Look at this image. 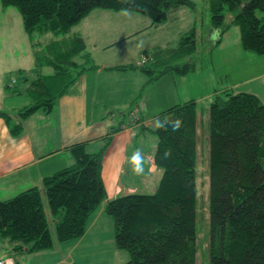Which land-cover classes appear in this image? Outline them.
<instances>
[{
	"label": "trees",
	"instance_id": "obj_1",
	"mask_svg": "<svg viewBox=\"0 0 264 264\" xmlns=\"http://www.w3.org/2000/svg\"><path fill=\"white\" fill-rule=\"evenodd\" d=\"M208 1L211 28L220 37L236 28L241 49L264 56V0ZM0 5L16 10L24 33L42 45L34 51L35 79L18 71L16 80L5 84L14 93L15 81H30L23 107L13 113L0 109V118L14 137L21 135L28 117L49 114L85 71L97 69L89 65L81 38H62L91 11L135 12L156 26L178 8L193 7L190 0H0ZM188 33L174 49L152 53L153 63L146 60L138 66L147 77L138 98L167 72L183 76L203 70L187 59L197 47L194 30ZM51 35L56 39L48 43ZM142 55L147 58L145 51ZM163 57L187 61L159 70ZM214 88L201 141V105L194 99L166 109L159 115L160 124L147 128L156 138L153 161L161 171L151 194L133 192L107 200L101 161L108 136L92 152L86 150L87 142H73L67 147L71 165L44 178L40 188L0 200V251L15 256L18 263L19 254L48 251L56 243L77 239L104 204V215L112 219L115 247L128 255L120 264H196V160L202 147L208 153L207 264H264V104L250 92ZM140 114L133 104L125 114L116 112L117 124L110 133L133 125L143 128Z\"/></svg>",
	"mask_w": 264,
	"mask_h": 264
},
{
	"label": "crops",
	"instance_id": "obj_2",
	"mask_svg": "<svg viewBox=\"0 0 264 264\" xmlns=\"http://www.w3.org/2000/svg\"><path fill=\"white\" fill-rule=\"evenodd\" d=\"M178 10L179 8L170 14H175ZM130 15V12L126 11L112 12L100 9L91 11L62 38L66 41L72 37L81 38L85 45V52L89 54L88 58L91 61H89V65L96 66L97 69L85 71L70 87L67 94L56 102L49 114L37 112L28 117L23 124V130L19 137L12 136L4 120L0 118L1 201L9 199L23 190L32 187L40 188L44 178L71 165V154L67 148L71 143L85 141L87 142L86 150L92 152L103 144L101 140L105 136H108L109 144L104 150L101 161V179L106 191V199L134 192L131 180L137 175V165H141L142 161H144L146 169V172H142V177L148 181V178L152 176L153 185L149 191L155 190L161 173L155 174L158 171L153 161L156 138L147 128L160 124V113L188 99H194L207 109L215 89L214 86L218 81L216 76L203 73V70H197L183 76L167 72L145 88L142 96L138 98L139 90L145 83L143 80L147 79L138 68L143 52L147 53V63H153L155 54L152 53L159 50L163 52L174 42L176 46L180 37L176 38L179 32L173 37H167L166 32L169 30L165 31L163 28V26L167 27V20L156 26L150 20L148 24L136 28L135 20ZM151 28L166 41L165 46L148 44V40L152 36L143 32ZM22 32L25 51H20L19 56L23 63L20 62L22 66L18 71L26 75L25 72L28 69L30 75L26 77L30 78L31 81L36 77L32 67L34 51L41 50L42 45L38 42V38L32 43L33 40L24 31ZM228 32L229 30L220 37L219 32L211 28L208 35L210 47L213 46L215 49L221 46ZM54 39L56 38L51 35L48 37V43ZM142 39H144L143 42H141ZM219 39L220 43L218 44L217 40ZM235 39L237 49L233 55L237 57L232 61V65L238 64V67L233 70L231 66L230 72L228 70L224 72L225 76L219 74L221 87L232 92H250L255 94L264 104V99L261 98V95L263 96L261 93L262 85L258 84L255 79L264 73L257 76L251 74L252 66L259 62L258 58L241 49L239 36ZM0 49L4 54L8 47L1 44ZM92 51H98L99 54L94 56ZM17 57L16 54H13L10 59L17 62ZM0 63V109L4 110V103L9 97V92L5 89L9 67L8 65L5 67L1 55ZM128 65L135 67L132 70L124 71L114 69ZM239 65H241V70ZM235 71H242L246 75V81L243 84L231 80ZM201 74H204L205 77ZM30 81L22 83V89L25 90ZM191 81L198 83L196 95L186 90L185 84H189ZM140 82L144 83L140 85ZM247 82H251L252 85L249 86ZM202 83L206 86L204 90L199 88ZM17 98L23 100L22 104L27 102V97L23 95ZM132 104L141 113L143 128L140 125H133L129 129L110 133L111 128L117 124L116 112L122 111L125 114ZM140 140L146 141L141 143ZM103 205L89 218L85 233L74 241H68L67 245L72 243L73 246H69L70 248L67 246L59 247V249L64 250V253L58 262L64 261V264H73L70 259L72 257L71 252L77 250L78 245L83 240L86 241L90 233L99 230L96 224L104 214ZM99 241L100 239L97 242L98 246H100ZM43 254L50 256L48 258L56 256L49 253H42L41 255ZM115 254H117L118 259L117 262H114L116 264L122 263L123 260L119 261L120 252L116 251ZM0 256L13 257L15 260V256L8 252L0 251ZM16 264L25 263L19 260Z\"/></svg>",
	"mask_w": 264,
	"mask_h": 264
},
{
	"label": "rangeland",
	"instance_id": "obj_3",
	"mask_svg": "<svg viewBox=\"0 0 264 264\" xmlns=\"http://www.w3.org/2000/svg\"><path fill=\"white\" fill-rule=\"evenodd\" d=\"M193 3V7H184L179 8L178 12L175 14H170L168 16V23L167 27L163 28L166 32L167 37H173L178 32L179 34L176 36L181 37L184 33L188 35L190 31L194 30L195 39L197 42L196 50L192 55H190L187 59H191L196 64V67H201L203 69V73L213 75L217 77L218 83L215 86L218 88L221 87L220 79L218 78L219 74L225 76L224 72L228 70L231 71V66L233 70H236L238 64L232 65V61L237 57L233 55L234 51L237 49L236 39L238 38V31L236 28H232L228 33L227 37L224 39L221 46H218L214 49L213 46L210 47L208 43V35L211 30L210 25V12H209V1L208 0H190ZM12 9H2L0 6V45H6L8 50L3 53L2 49H0V55L2 60L4 61L5 67H9L8 75V84L15 79L14 76L17 75L20 65V51L24 52V43L22 42V24L21 19L18 12ZM130 17L135 20V27L141 28L142 26L148 24L150 19L147 16L141 15L139 13L130 12ZM175 15V18H173ZM85 21V20H83ZM146 35L152 36L150 40H148V44L151 46H165L166 41L160 38L157 33L153 30V28L144 31ZM229 37V38H228ZM144 39L141 40L143 42ZM173 42V41H171ZM178 42V41H177ZM168 47L169 49H174V44ZM177 45V44H176ZM111 46V45H110ZM210 47V49H209ZM93 55H98V51H92ZM8 54V55H7ZM13 54H16L17 62L10 59L12 58ZM253 57L258 58V61L254 66H252L251 74L253 76H257L258 74L264 73V57H258L256 55L250 54ZM162 58V57H161ZM164 61L163 64L158 66L159 70L163 69L165 65H175L178 64L179 66L182 63H185L187 59H181L176 57H163ZM75 61H79V58L74 59ZM73 60V61H74ZM240 60V59H239ZM241 62V60H240ZM23 63V62H22ZM1 64V63H0ZM242 65V62H241ZM239 65V69L240 66ZM244 65V64H243ZM25 67V66H24ZM241 70V69H240ZM201 71V70H200ZM26 76H29V70L27 69L25 72ZM203 77L204 74H201ZM257 83L262 85L261 86V93L264 96V74L261 77L255 78ZM146 80V79H145ZM145 80H143L145 82ZM232 81H237L240 83H244L246 81V75L242 73V71H235L233 77L231 78ZM224 81V79H223ZM15 85L16 92H12L8 90L9 97L4 103V111L6 112H16L19 108L23 107L26 103L22 104V99L19 100L18 96H25L26 97V89H22L21 84H18L17 81ZM144 82H140V85ZM197 82L194 83L191 81L185 84L186 90L188 92H193L195 95L197 94L198 90L196 88ZM231 86V83H229ZM249 86L252 85L251 82H247ZM29 85V84H28ZM205 84L202 83L200 85V89H205ZM26 88V87H25ZM6 89V88H5ZM17 91H20L19 93ZM247 92V91H242ZM261 95V98L264 99ZM203 105V104H202ZM6 108V109H5ZM202 108V109H201ZM198 108V115H199V126H198V133H199V140L201 141V135L203 133H207V115H206V107L201 106ZM203 110V111H202ZM146 140L141 141L144 143ZM196 187H197V194H196V228H197V243H198V252L196 257V264H207L206 260V241L208 240V224H207V208H208V153L207 149H203L199 147L197 160H196ZM143 164V165H142ZM141 165H137V175L131 180V185L134 189L135 193L138 194H151L149 188H152L153 185L152 176L148 178V181H145L142 177V172H146L144 161H142ZM158 171L155 174L161 173V171L156 168ZM156 176V175H155ZM97 228L94 233H90L87 237V240H83L81 244L78 245V249L71 252L70 259L73 264H116L114 261L117 262V254L114 238H113V227H112V219L107 216L106 214L102 215L99 218L97 224ZM78 239V238H77ZM98 239H100L99 244L97 245ZM76 239H72L69 241H74ZM60 242L55 244V248L38 252L34 254H26L22 253L17 255V257L25 264H64V261L58 262V259L62 258V254L64 250L59 247H69L73 246V244H68V241ZM62 244V245H61ZM70 248V247H69ZM120 252V260L125 262L128 260V255L125 252ZM42 253H49L56 255L54 257L48 258L50 256ZM37 255H40L39 257ZM125 260V261H124Z\"/></svg>",
	"mask_w": 264,
	"mask_h": 264
},
{
	"label": "built area",
	"instance_id": "obj_4",
	"mask_svg": "<svg viewBox=\"0 0 264 264\" xmlns=\"http://www.w3.org/2000/svg\"><path fill=\"white\" fill-rule=\"evenodd\" d=\"M0 264H15L13 258L0 256Z\"/></svg>",
	"mask_w": 264,
	"mask_h": 264
}]
</instances>
